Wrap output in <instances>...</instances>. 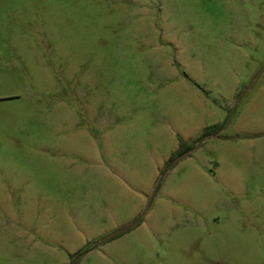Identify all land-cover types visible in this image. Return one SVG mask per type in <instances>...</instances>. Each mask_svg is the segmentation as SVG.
Listing matches in <instances>:
<instances>
[{
	"label": "rangeland",
	"instance_id": "1",
	"mask_svg": "<svg viewBox=\"0 0 264 264\" xmlns=\"http://www.w3.org/2000/svg\"><path fill=\"white\" fill-rule=\"evenodd\" d=\"M0 264H264V0H0Z\"/></svg>",
	"mask_w": 264,
	"mask_h": 264
},
{
	"label": "water",
	"instance_id": "2",
	"mask_svg": "<svg viewBox=\"0 0 264 264\" xmlns=\"http://www.w3.org/2000/svg\"><path fill=\"white\" fill-rule=\"evenodd\" d=\"M122 232H123V231L115 232V233H113V234L107 236L105 240H109V239H111V238H113V237L119 235V234L122 233Z\"/></svg>",
	"mask_w": 264,
	"mask_h": 264
},
{
	"label": "trees",
	"instance_id": "3",
	"mask_svg": "<svg viewBox=\"0 0 264 264\" xmlns=\"http://www.w3.org/2000/svg\"><path fill=\"white\" fill-rule=\"evenodd\" d=\"M125 231H129V229H127V230H125ZM122 233H124V231L122 232ZM122 233H120L119 235H121ZM119 235H117V236H119ZM116 237V236H115ZM114 238V237H113ZM113 238H111V239H113ZM110 240V239H109Z\"/></svg>",
	"mask_w": 264,
	"mask_h": 264
}]
</instances>
